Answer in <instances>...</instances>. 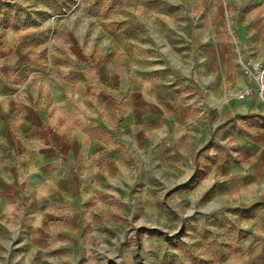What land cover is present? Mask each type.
<instances>
[{"label": "crops", "instance_id": "0c3cea01", "mask_svg": "<svg viewBox=\"0 0 264 264\" xmlns=\"http://www.w3.org/2000/svg\"><path fill=\"white\" fill-rule=\"evenodd\" d=\"M100 4L67 38L0 39V264L77 258L127 214L264 264V101L228 95L264 61V0Z\"/></svg>", "mask_w": 264, "mask_h": 264}, {"label": "rangeland", "instance_id": "374dc122", "mask_svg": "<svg viewBox=\"0 0 264 264\" xmlns=\"http://www.w3.org/2000/svg\"><path fill=\"white\" fill-rule=\"evenodd\" d=\"M103 13L100 0H0V39L26 31L59 32L67 38L70 30L86 28L87 17ZM116 218L123 222L120 229L107 228ZM145 221L154 225L153 218ZM156 222L157 230H150L139 228L132 215L104 216V227L87 232L77 258L40 264H220L226 248L218 245L217 232L189 225L181 215H158Z\"/></svg>", "mask_w": 264, "mask_h": 264}, {"label": "built area", "instance_id": "2783aa9c", "mask_svg": "<svg viewBox=\"0 0 264 264\" xmlns=\"http://www.w3.org/2000/svg\"><path fill=\"white\" fill-rule=\"evenodd\" d=\"M244 72L251 81V85L242 89L231 90L228 95L237 99L255 97L264 101V61H246Z\"/></svg>", "mask_w": 264, "mask_h": 264}]
</instances>
